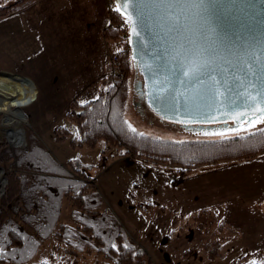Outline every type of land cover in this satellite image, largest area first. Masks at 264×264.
<instances>
[{
  "label": "rangeland",
  "instance_id": "rangeland-1",
  "mask_svg": "<svg viewBox=\"0 0 264 264\" xmlns=\"http://www.w3.org/2000/svg\"><path fill=\"white\" fill-rule=\"evenodd\" d=\"M15 1L0 0V4ZM107 8V0H35L0 19V83L18 79L24 83L25 86L20 85L28 97L20 108L27 118L23 123L24 144L9 142L11 131L8 127L1 128L0 112V131L4 132L0 145L5 143L26 154L30 149L42 152L44 162L51 166L49 169L41 161L40 166L34 162L37 151L28 154L34 162L31 167L42 179L55 177L74 182V186L89 185L85 195H81L82 188L66 193L62 199L61 222L71 231L79 230L70 232V242L68 234L41 240L35 229L25 227L40 241L37 254L28 264H117L100 252L99 243L84 237L81 231L87 225L94 235L106 240L105 246L112 241L118 248L120 242H130L143 249L150 260L145 264H264V213L251 211L252 201H244L250 191L244 184L250 181L247 174L240 176L232 188L225 185L226 181L212 182V199L216 202L210 211L206 207L182 211L179 182L190 172L181 177L177 166L133 157L127 148L104 140L95 147L78 145L79 130L68 116L72 105L99 98L108 84L121 78V74L115 75L117 67L112 70L113 57L122 49L131 56L129 33L123 32L118 45L103 39V23L102 29L99 28L98 17L96 20L93 17L96 11L106 12ZM38 10H42L45 20L39 24L35 19ZM78 27L80 38L74 37ZM37 30L43 31V36H37ZM131 70L124 115L132 129L174 141L220 138L186 132L177 123L162 121L133 92L136 69L132 58ZM262 128L264 123L239 134ZM12 167V164L0 166L5 179L0 199L9 172L37 173L22 166H19L22 169ZM91 192L101 198L99 205L94 193L89 198ZM169 192L173 195L172 202L166 199ZM236 199H239L237 210ZM260 209L264 210V205ZM88 212L98 215L91 219ZM256 218L259 221H254ZM117 233L119 239L115 238ZM248 234L263 235L259 236L261 242L253 245L259 237Z\"/></svg>",
  "mask_w": 264,
  "mask_h": 264
},
{
  "label": "water",
  "instance_id": "water-1",
  "mask_svg": "<svg viewBox=\"0 0 264 264\" xmlns=\"http://www.w3.org/2000/svg\"><path fill=\"white\" fill-rule=\"evenodd\" d=\"M123 2L119 12L132 17L133 92L154 114L199 135L239 127L244 120L245 130L259 125L248 126L264 115V0H188L172 7L170 0H130L127 9ZM178 62L190 68L208 62L214 78L205 72L202 84L178 83ZM173 96L174 109L166 107ZM229 99L236 103L229 105ZM240 112L245 115L233 123L232 114Z\"/></svg>",
  "mask_w": 264,
  "mask_h": 264
},
{
  "label": "trees",
  "instance_id": "trees-1",
  "mask_svg": "<svg viewBox=\"0 0 264 264\" xmlns=\"http://www.w3.org/2000/svg\"><path fill=\"white\" fill-rule=\"evenodd\" d=\"M31 1L35 0H17L10 5L0 4V19L6 18L17 8ZM119 17L116 13L111 16V22L109 19V24L103 31V39L106 42L117 45L120 43L124 30L119 25ZM117 62L116 66L121 73V78L108 84L95 101L72 105L68 116L79 130L78 145L95 147L97 143L104 140L111 145L127 148L133 157H140L156 164L170 163L177 166L180 168L178 173L181 177L197 166L250 160L264 154V128L247 134L231 135L230 138L182 141L154 138L143 133L141 135L138 131H132L124 115L130 95L132 71L129 52L125 49L119 51ZM30 150L31 155L37 151L32 149L30 152ZM36 153L33 158L34 162L37 161L36 163L40 166L41 161L44 166L48 167L45 168H51L50 164L48 166V163L44 162L46 158L42 152L37 151ZM28 154L13 150L3 143L0 145V166L7 167L12 164L14 169H22L19 167L22 166L28 170H35L31 167L34 162ZM73 183L55 177L42 179L38 171L31 175L14 172L7 174L5 193L0 199V264H28L35 257L40 248V241L27 232L26 226L35 229L41 240L63 237L68 234L67 241L70 242V232L71 234L79 233V230L71 231L60 219L62 199L67 195L66 193L69 195L83 188L82 194L80 192L79 195H85L84 192L89 186L80 183L74 186ZM94 192L90 193L89 198ZM78 198L76 196V199ZM94 199L96 204L101 203L98 194L94 193ZM91 204L96 206L93 202ZM88 215V218L93 219L98 214L90 212ZM91 229L87 225L81 233L84 237L99 243L100 252L114 259L117 264L150 262L146 252L130 242L126 244L120 242L117 248L112 244L113 238L110 236L108 239L111 242L105 246L106 240L99 235H94ZM116 235H118L115 237L117 239L121 237L118 233ZM212 257H215L214 252Z\"/></svg>",
  "mask_w": 264,
  "mask_h": 264
},
{
  "label": "crops",
  "instance_id": "crops-1",
  "mask_svg": "<svg viewBox=\"0 0 264 264\" xmlns=\"http://www.w3.org/2000/svg\"><path fill=\"white\" fill-rule=\"evenodd\" d=\"M104 12V10L102 12L98 10L95 12L93 17L95 20L96 17H98L97 21H99V28L102 29L103 23V30L109 24L108 11H106L105 13ZM42 13V10H38L36 12L35 19H37L38 24L43 23V21H45ZM81 18L82 17H80V20ZM88 25L91 24H87L85 26ZM37 28H39V26ZM78 29L80 28H77L75 33L76 36L74 37L80 38V36L82 37V34H80V31H78ZM43 34V31H36L37 36H43ZM20 83L24 85L23 82ZM244 174H247L250 178V181L244 182V184H246L247 187L250 189V191L246 195L247 198H245L244 201H252L253 206L250 208L251 211H260L264 213V210L260 209V207L264 205V154L250 160L222 162L214 165H204L192 169V171L179 182L182 187L180 197L181 210L192 211L193 209L199 210L200 208L206 207L205 209L210 211L209 208L212 207V205L216 202L212 199V182L216 184L217 182L226 181L225 185L227 187L232 188L234 182H236L240 176H244ZM261 174L262 176L260 177ZM166 199L170 200L171 202L173 201V195L171 192L166 195ZM235 201L237 202L235 204V209L237 210L239 199H236ZM254 221H259V218L254 219ZM247 236L257 235L248 234ZM259 236L263 235H258L257 237ZM259 239L260 237L258 239L256 238L253 245H256L257 243L261 242V240Z\"/></svg>",
  "mask_w": 264,
  "mask_h": 264
},
{
  "label": "snow or ice",
  "instance_id": "snow-or-ice-1",
  "mask_svg": "<svg viewBox=\"0 0 264 264\" xmlns=\"http://www.w3.org/2000/svg\"><path fill=\"white\" fill-rule=\"evenodd\" d=\"M154 2H155V0H154ZM159 2L160 3H166L167 0H159ZM187 2H188V0H170V2H167V6L172 7L174 4L183 5ZM117 3H118V7L116 10L121 11V8L119 6L120 0H117ZM129 3H130V0H124L123 8L127 9ZM123 14L124 13L122 12V15ZM127 19L129 21H131L132 17L128 16ZM132 32L137 37L140 36V33L137 31L135 26L132 27ZM196 55H199V53H196ZM205 72H207L210 75V78H214V77H211V69L209 67L208 62L201 63L199 66L191 67V68L186 67L183 63L178 62V68L173 74L176 77V81L178 83L185 84V85L191 84L192 86H195V84H198V83L202 84L203 83V76L205 75ZM217 95H222V93L217 92ZM251 99H255V97H252ZM244 102L246 103L247 101H244ZM228 103H229V105H233L236 103V101L229 99ZM175 106H176V102H175V97L173 96L171 101L169 102V104L166 105V107H170V108L174 109ZM255 111L261 112L260 107H256ZM244 115H245V113H243V112L232 114L233 123H235L237 120H240V118L243 117ZM208 119L213 120L215 118L209 117ZM224 123H227V121H224ZM245 123H248V121L247 120L241 121V124L239 127H230V128L223 130V131L204 132L203 134L205 136H216V137H221V138H230L229 134L237 135V134H239L240 131L245 130L243 128V125ZM260 123H264V115H260L256 119L251 120V123H249L248 126L254 127L256 124H260ZM129 127H131V125H129ZM132 131H136V130L133 128ZM141 135H143V134L141 133Z\"/></svg>",
  "mask_w": 264,
  "mask_h": 264
},
{
  "label": "bare ground",
  "instance_id": "bare-ground-1",
  "mask_svg": "<svg viewBox=\"0 0 264 264\" xmlns=\"http://www.w3.org/2000/svg\"><path fill=\"white\" fill-rule=\"evenodd\" d=\"M7 79L11 80V78ZM16 81L20 80L14 79L9 84L0 83V112L3 114L1 128L5 130V127H8L10 129L11 136L9 137V142L17 146H22L24 144L23 123L27 121V118L20 108L26 103L28 97L20 85L22 81L19 83ZM1 131L0 140L4 136V132ZM4 186V171L0 170V195L4 190Z\"/></svg>",
  "mask_w": 264,
  "mask_h": 264
},
{
  "label": "built area",
  "instance_id": "built-area-1",
  "mask_svg": "<svg viewBox=\"0 0 264 264\" xmlns=\"http://www.w3.org/2000/svg\"><path fill=\"white\" fill-rule=\"evenodd\" d=\"M107 5H108V14H109V19H110V22H111V16H113V14H116L118 13V15L120 16L119 17V20H120V27L124 30V33L126 34H130V21L124 16L122 15L119 11H117V6H116V3H115V0H107ZM112 24V23H111ZM113 63L117 62V57H113ZM113 63H111V66L112 67V70L114 69V67L116 68L117 66L113 65ZM117 74V76H119L120 71L117 70L115 72V75Z\"/></svg>",
  "mask_w": 264,
  "mask_h": 264
},
{
  "label": "flooded vegetation",
  "instance_id": "flooded-vegetation-1",
  "mask_svg": "<svg viewBox=\"0 0 264 264\" xmlns=\"http://www.w3.org/2000/svg\"><path fill=\"white\" fill-rule=\"evenodd\" d=\"M135 96H138L139 97V95L138 94H135ZM179 126L181 127V125L179 124ZM182 128V127H181Z\"/></svg>",
  "mask_w": 264,
  "mask_h": 264
}]
</instances>
